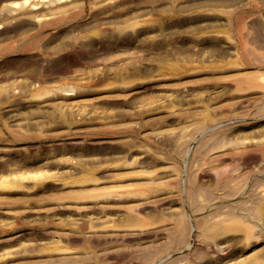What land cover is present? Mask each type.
Here are the masks:
<instances>
[{
    "label": "rangeland",
    "instance_id": "obj_1",
    "mask_svg": "<svg viewBox=\"0 0 264 264\" xmlns=\"http://www.w3.org/2000/svg\"><path fill=\"white\" fill-rule=\"evenodd\" d=\"M0 264H264V0H0Z\"/></svg>",
    "mask_w": 264,
    "mask_h": 264
}]
</instances>
